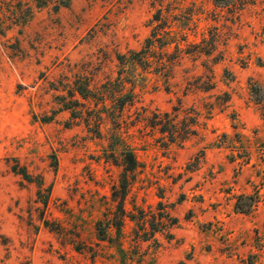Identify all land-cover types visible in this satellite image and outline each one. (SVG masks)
Wrapping results in <instances>:
<instances>
[{
  "label": "rangeland",
  "instance_id": "rangeland-1",
  "mask_svg": "<svg viewBox=\"0 0 264 264\" xmlns=\"http://www.w3.org/2000/svg\"><path fill=\"white\" fill-rule=\"evenodd\" d=\"M118 248L264 264V0H0V264Z\"/></svg>",
  "mask_w": 264,
  "mask_h": 264
},
{
  "label": "trees",
  "instance_id": "trees-1",
  "mask_svg": "<svg viewBox=\"0 0 264 264\" xmlns=\"http://www.w3.org/2000/svg\"><path fill=\"white\" fill-rule=\"evenodd\" d=\"M121 58H124V57H121ZM143 60L144 59H142V58L141 59L133 58V63L142 64ZM123 156H124L123 166L125 168V172H124L123 177H122V190H123L122 198H124V195H125V192H126V188H127V179H128L127 173L136 170L137 167H138V162H137V160H136V158H135V156L133 155L132 152L127 151L126 153H123ZM21 174L24 176V178L26 180L32 181V177L30 175H28L25 171H22ZM239 210L242 213H247L249 211L248 208L245 209L244 207L243 208L241 207V209H239ZM165 220H166V218L161 221V224H163L164 226L167 227L168 224H167V222H165ZM176 222H177V220L173 219L172 225H175ZM153 232L155 233V230H153ZM118 250H119V253L121 255V264H128L127 257H126V252L123 249H121V248H118Z\"/></svg>",
  "mask_w": 264,
  "mask_h": 264
}]
</instances>
